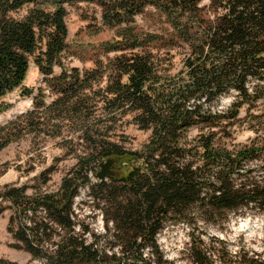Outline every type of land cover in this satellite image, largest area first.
<instances>
[{"label":"trees","instance_id":"trees-1","mask_svg":"<svg viewBox=\"0 0 264 264\" xmlns=\"http://www.w3.org/2000/svg\"><path fill=\"white\" fill-rule=\"evenodd\" d=\"M79 3L99 6L116 31L90 67L68 61V5ZM34 67L39 86L27 85ZM15 92L33 106L0 122V151L34 134L77 157L56 190L45 188L54 167L32 194L0 187L27 264H168L159 235L180 224L192 264H264L203 238L232 216H264V0H0V113ZM130 124L150 133L139 149L119 144ZM239 127L255 137L233 143ZM110 156H123L122 169L101 181ZM85 187L104 232L80 218Z\"/></svg>","mask_w":264,"mask_h":264},{"label":"rangeland","instance_id":"rangeland-1","mask_svg":"<svg viewBox=\"0 0 264 264\" xmlns=\"http://www.w3.org/2000/svg\"><path fill=\"white\" fill-rule=\"evenodd\" d=\"M67 23L69 26V43L76 55L69 57L73 66L90 67L94 61L103 57L107 49L115 42L116 31L102 23L101 8L96 4L79 3L68 5ZM143 23V17H139ZM114 55V52L108 53ZM43 76L34 67L30 73L27 85L39 86ZM233 101L225 97L220 108L226 110ZM13 107L0 113V122L8 121L14 115L29 110L33 106V97H21L15 92L5 99ZM124 138L119 144L129 149H139L148 140L150 133L138 128L134 124L123 128ZM255 137L253 130L239 127L234 136L235 144H245ZM77 161L76 153L69 152L63 146L61 139L44 138L29 134L25 138L13 142L0 151V187L8 184L29 186L28 193L35 192L42 181L38 176L46 169L54 167L51 180L45 188L56 190L65 174ZM123 161V159H122ZM121 161V163H122ZM119 165L117 173L121 168ZM97 182L96 177H92ZM77 210L80 218L92 224L95 232H104L102 211L95 208L89 195V189L83 188L77 200ZM13 210L8 209L0 215V259H7L20 264H27L31 256L23 251L11 247L13 238L8 230V224ZM190 228L186 225H172L159 235V244L168 260V264H192L187 251L191 237ZM209 236H203L205 243L210 245L216 240H222L230 255L236 257L241 252L264 259V216L235 215L225 229H210ZM243 250V251H242Z\"/></svg>","mask_w":264,"mask_h":264},{"label":"water","instance_id":"water-1","mask_svg":"<svg viewBox=\"0 0 264 264\" xmlns=\"http://www.w3.org/2000/svg\"><path fill=\"white\" fill-rule=\"evenodd\" d=\"M123 156H110L102 160L100 170L97 173L99 180H106L108 177L116 176Z\"/></svg>","mask_w":264,"mask_h":264}]
</instances>
